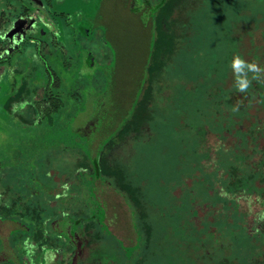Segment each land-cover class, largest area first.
Listing matches in <instances>:
<instances>
[{"label": "rangeland", "instance_id": "374dc122", "mask_svg": "<svg viewBox=\"0 0 264 264\" xmlns=\"http://www.w3.org/2000/svg\"><path fill=\"white\" fill-rule=\"evenodd\" d=\"M177 1L0 0V20L3 25L0 34L4 35L7 31L6 35H14L12 38L17 45L26 42L0 70V177L9 175L7 188H10L12 194L9 204L15 199L20 202L10 213L21 217L26 226L32 227L31 238L26 239L23 233L18 232L21 237L16 239L15 244L19 249H15V252L16 255L21 254V264H39L36 257L40 245L36 235L39 227L44 226L43 222L37 221L39 212L43 210V217L47 213L49 215V212L63 216V213L70 212L69 205L73 202L87 213L85 203L71 198L65 190L66 186L78 183L76 176L69 179L70 165L66 164L69 160L67 155L73 156L66 149L74 147L70 144V136H77L72 133L71 125L76 130L74 125L92 120L94 105L88 99L87 89L94 90V94L97 91L100 95L105 93L106 98L112 95L109 100L116 105L115 111L107 105L108 99H105L95 107L101 118L98 120V132L91 136L90 146L94 153L102 142L101 138L112 134L121 123L118 116L112 120L111 111L117 114L124 112L123 105H131L133 96L138 99L142 95L149 77L148 69L154 55L158 54L159 45L167 41V33L180 34V37L174 38L180 49L174 61L163 67L160 86L154 94L157 107L165 115L168 129L166 124L152 125L150 122L141 125L137 133L122 134L121 128L103 145L99 153L100 159L113 160L123 166L131 180L138 183L142 171L139 167H158L165 171L169 169L170 155L174 152L173 155L178 157L179 152L183 153L182 143L179 142L183 140V132L178 123L182 127L181 121L194 122L199 117L196 111L199 100L195 99V95H198L200 82L205 81V75H215L216 71L219 74L226 73L231 69L226 60L241 54L247 57L253 39L258 43L264 41V0H185L183 7L179 8L175 6ZM238 5L241 20L234 17L233 10ZM174 19L175 25L172 26ZM29 21L30 24L27 23ZM23 23L28 24L26 28L25 25L22 27ZM5 44L6 40L0 38V45ZM87 56H92L96 61V70L92 73L83 62ZM46 68L54 72L56 80L60 82L57 88L51 83L50 91L47 89L50 75ZM48 91V94L51 92L59 95L64 107L58 111V117L50 126L54 128L49 135L52 141L48 142V149L35 156L36 146L38 150L40 148V135L49 125L39 127L36 122L39 121V115L32 114L31 107L45 99ZM185 110H190L189 118ZM177 111L181 112V116H177L179 120L174 117ZM44 124L47 122L44 121ZM56 130L67 136L61 137L60 133L56 134ZM54 137L57 139L53 140ZM138 137L141 138L140 147L147 156L134 160L133 144ZM66 151L67 155L50 157ZM76 154L78 159L75 156L74 161H78L73 167L85 160L81 152L76 150ZM61 156L65 159H61ZM177 157L174 161L178 160ZM16 165L19 170L13 169L12 166ZM27 170H33L29 176L30 192H27L23 181L26 179L23 173ZM141 182L145 187L152 188L147 180ZM42 184L56 186L57 189L52 190L56 194L51 197L45 195ZM85 185L82 184L83 187ZM0 192L4 193L1 187ZM105 194L102 193L100 197L103 198ZM108 196L112 204L108 202L110 207L106 210V220L111 231L101 235L89 226L84 232V241L90 249L89 254L87 251L84 253L86 264H91L97 256L101 264H128L125 261L127 251L117 240H122L126 246L136 241L130 214L122 200L116 195ZM149 200L153 201L152 198ZM156 203L158 206L155 205L153 211L159 215L151 218L154 225V240L151 244L153 252L146 253V262L229 264L230 254L226 255V249L232 244L231 240L223 246L222 237L216 235L211 238L214 244H200L209 239L208 233L202 231L199 225L191 226L184 220L181 212L174 208L179 207V203L169 201V204H163V214H160L159 200ZM100 207H94L93 211H100ZM135 210L139 212L136 206ZM8 226L11 227V224ZM66 228H69V224ZM4 238L0 232V251ZM234 251L243 256L248 253L242 245L236 246ZM28 253L31 254L30 261L26 258ZM0 257V264H14L2 253Z\"/></svg>", "mask_w": 264, "mask_h": 264}, {"label": "trees", "instance_id": "16d2710c", "mask_svg": "<svg viewBox=\"0 0 264 264\" xmlns=\"http://www.w3.org/2000/svg\"><path fill=\"white\" fill-rule=\"evenodd\" d=\"M184 3L185 0H178L175 6L183 7ZM233 12L236 19H242L239 5ZM174 25L175 19L172 20V26ZM262 32L264 36V28ZM175 36L180 37V34L167 33L165 36L167 41L159 45L158 54L154 55L153 63L148 69L149 77L143 87L142 95L138 99L137 97L132 99L130 109L122 117L118 128L112 134L101 138L102 142L94 153L90 146L92 139L72 130L77 136H70L74 147L67 149L73 156L67 155V151L50 156L53 158L64 154L68 156L69 160L66 164L70 165L69 179L76 176L78 183L70 185L67 193L71 198L82 200L87 207V213L77 208L73 202L69 205L70 212L63 213V216L49 212V215L47 213L43 217V210L38 213L37 221L44 223L43 227H39L36 235L40 245L36 257L39 264H44L46 261L52 264H86L84 253L87 251L89 254L90 249L88 243L84 241V232L89 226L101 235L111 231L106 220L105 204L108 195L113 197L116 195L122 200L130 214L131 227L135 231L136 241L133 245L126 246L122 240H117L127 251L125 261L128 264L132 262L150 264L144 259L146 253L153 252L151 244L154 240L152 230L154 225L151 218L159 215L158 212L153 211L154 206H158L156 203L158 200L161 203L160 214L164 213L163 204H169V201L179 203V207L174 208L177 212H181L184 220L191 226L199 225L202 231L208 233L209 239L200 244L207 242L214 244V239L211 238H215L216 235L218 238L222 237V245L229 244L231 240L232 244L228 246L230 252L228 253V248L226 249V255L230 254L229 264H264V41L258 43L253 39L248 56L243 57L242 54L239 56L245 63L255 64L258 69L246 73L250 81L246 91L241 92L237 89L236 74L232 69L226 73L219 74L216 71L215 75H205V81L200 82L199 93L195 95L197 96L195 99L199 100V105L196 107L199 117L194 122L181 121L182 127L178 123L181 133L183 132V140H179L182 143L183 153L179 152L178 157L173 155L174 152L172 156L170 155L168 170L161 171L158 167L151 169L148 168L149 166L139 167L142 169L141 178L135 183L123 166L113 160L107 161L97 157L99 149L121 128L122 134L137 133L141 125L150 122L152 125L166 124L168 129L165 115L157 107L158 102L154 94L160 86L159 78L162 76L163 67L174 61L180 49L179 43L174 42ZM13 52L15 49L9 52V56ZM6 55L0 56V61ZM233 57L229 59L230 61L226 60L229 65ZM206 81H209L208 84ZM51 106L54 110H58L60 100L56 98ZM43 111L49 114L47 106ZM189 113L190 110H185L188 118L191 115ZM175 114L174 117L179 120L177 116H181V112L177 111ZM56 131L60 133V130ZM46 136L50 138L49 134ZM45 137L44 139L47 138ZM140 140L139 137L134 140L135 151L132 155L134 160L147 156L140 147ZM76 150L81 152L85 160L73 167L72 165L78 161H74L75 156L78 159ZM176 157L177 162L174 161ZM61 159L65 158L61 156ZM32 171L27 170L23 173L24 177L26 176L23 181L27 190L31 185L29 176L32 175ZM8 176L2 180L6 187L0 196L5 200L0 202V221L7 220L11 223L12 231L6 241L12 249L9 257L11 256L10 260L14 264H21V254L19 256L15 252V249H19L15 244L16 239L21 237L18 232L23 233L26 239L31 238L32 227L26 226L21 217L10 213L20 202L18 203V199L12 204L8 202L12 197L10 188H7ZM141 179L147 180L152 188L145 187ZM84 183L86 185L83 187ZM43 188L47 196L56 194V191L52 192L56 186L42 184ZM102 193H106L103 198L100 197ZM151 198L152 202L149 200ZM175 199L179 202L174 201ZM100 205V211H93L94 207ZM135 206L139 212L135 210ZM59 220L69 224V228L64 230ZM238 245L246 247L247 255H237L234 249ZM48 251L52 257L50 261L45 259ZM30 255L28 253L26 257L28 261L31 259ZM93 260L91 264H101L98 256Z\"/></svg>", "mask_w": 264, "mask_h": 264}, {"label": "flooded vegetation", "instance_id": "af4514ba", "mask_svg": "<svg viewBox=\"0 0 264 264\" xmlns=\"http://www.w3.org/2000/svg\"><path fill=\"white\" fill-rule=\"evenodd\" d=\"M2 22H1V20H0V33H2V28H3V25L1 24ZM4 23V22H3ZM28 24H30L31 22L29 21V22H27ZM27 24V25H28ZM34 23H32V25H33ZM24 23H23V25H22V27H24ZM27 25H25V28L27 27ZM23 29V28H22ZM6 33H7V31L4 33V35L3 34H0V38H2V39H4V40H6V44L4 45V46H1L0 45V56H2L3 57V55L5 54H7L6 55V57L3 59V60H1L0 61V70L3 68V66L5 65V63L6 62H8L9 61V59L11 58V56H13L14 54H16V53H18L19 52V50H20V48H21V45L23 44V43H26V42H22V43H19L18 45H17V43L15 42V40L13 39L14 38V35H11V36H9L10 34H8V35H6ZM13 37V38H12ZM30 39H35V38H32V37H29ZM29 41H32V40H29ZM35 42V41H34ZM34 42H32V43H34ZM12 49H15V52H13L10 56H9V52L12 50ZM8 56V57H7ZM89 56V55H88ZM86 57V59H84V64H86L88 67H90V73H92V72H94L95 70H96V61H95V59L94 58H92L91 60H89V57ZM33 68V67H32ZM47 69V72H48V74L50 75L49 76V78H48V81H50L49 82V86L47 87V89L49 88V91H50V86H51V83H53L54 85H52L53 87H58L59 85H60V82H58V80H56V78H55V74H54V72H52L49 68H46ZM54 76V77H53ZM55 79V80H54ZM49 91L47 92V97L45 98V99H42V101H39V103L34 107H31V112H32V114H38L39 116H38V119H39V121H36L37 123H38V126L39 127H42V126H44V125H49V127H47L43 132H42V134L40 135V138H39V144H38V148H39V150L37 149V146H36V150H37V153H35L36 155L35 156H37L38 154H39V152H43V151H46L47 149H48V142L49 141H52V139H51V137L49 138L48 136H46L47 134H51V132H52V130H53V128L52 127H50L51 125H53L54 124V120H55V118H57L58 117V111L61 109V108H63L64 107V102H63V100L61 101V99H60V96L58 95V96H56L54 93H51L50 92V94H48L49 93ZM87 91H88V99H89V101H91V104L92 105H94V110H93V114L91 115V118H92V120H86V121H82V122H79L77 125H74V127H75V131H77V133L79 134V135H86V136H88V137H90L91 138V136H92V134L93 133H95V132H98V126H99V124H100V122H98V120L101 118V115L95 110V107H97V106H99L105 99H108V102H106L107 103V105L111 108V107H113L112 109H114L115 110V106L116 105H113V103H111V100H109V98H111V96H109V98H106L105 96H104V94L103 95H100L99 94V92L97 91V93H95L94 94V90H89V89H87ZM82 92H84V91H82ZM90 93V94H89ZM75 95V94H74ZM85 97H86V95H85ZM59 99L60 100V108L58 109V110H54L53 109V106H51V103H53V102H55V99ZM133 98H134V96H133ZM47 103V104H45V103ZM49 104V105H48ZM48 107V109H49V114L47 115L43 110L45 109V107L46 106ZM45 106V107H44ZM93 107V106H92ZM122 107V106H121ZM123 107H125L124 108V112H120V114H117V113H115V112H112L111 111V114L112 115H110V117H113V119L112 120H114V119H116V117L118 116L119 117V120H121L122 119V117H124V115L127 113V111L130 109V104H128V105H123ZM97 110L99 109V108H96ZM116 111V110H115ZM119 111H120V107H119ZM115 113V114H114ZM76 115H77V113L74 115V116H72V120L76 117ZM71 120V121H72ZM27 121H29V119L27 120ZM33 122H35V120H32ZM44 121H46L47 122V124H44ZM75 123V122H74ZM79 125V126H78ZM97 125V126H96ZM71 128H72V130H73V126L71 125ZM81 133V134H80ZM56 134H58L57 133V131H56ZM60 135H61V137H63V136H67V135H63V134H61L60 133ZM47 138H46V137ZM57 136V135H56ZM44 137L46 138V139H44ZM61 137H59V138H61ZM69 138V137H68ZM57 138H55L54 137V139L53 140H56ZM63 139H66V138H63ZM66 144H68V143H66ZM70 144H72V141H71V143ZM55 145V144H54ZM52 147V146H51ZM103 147V146H102ZM68 148V147H67ZM66 148V149H67ZM102 149V148H101ZM101 149H99V152H98V159H100L99 158V153H100V151H101ZM12 167H14L13 169H16V170H19L18 168V166L16 165V166H12ZM11 167V168H12ZM20 173V172H19ZM21 173H23V172H21ZM20 173V174H21ZM2 178V179H1ZM0 179H1V184L0 185H2L1 186V188H2V190H3V192H4V188L6 187L5 185H4V181H2L3 179H5V177H0ZM4 186V187H3ZM68 189H69V185L68 186H66V188H65V190L66 191H68ZM63 191V190H62ZM2 192V191H1ZM1 192H0V196L2 195L1 194ZM108 198H109V196H107ZM108 198H106V208H108V207H110V204H108ZM2 197H1V200H0V202H2ZM109 203H111V201L109 202ZM112 204V203H111ZM60 222V226L61 227H63V229L64 230H67V228H66V226H67V224L65 223V221L63 222L62 220H59ZM0 232L5 236V238L3 239V245H2V247H1V251H0V253H2V255H5V257H8V259H11L10 257H9V253L12 251V249L8 246V244H7V237L9 236V233H10V231H12L11 229V227H9L8 225H9V221H7V220H3V221H0ZM3 224L5 225V226H3ZM8 224V225H7ZM11 224V223H10ZM59 226V225H58ZM10 228V229H9ZM3 229V230H2ZM59 249H57V251H58ZM50 253H49V251H48V254L45 256V259L46 260H49L50 258ZM2 257H0V259H1ZM49 258V259H48ZM50 261V260H49ZM47 262V261H46ZM44 262V264H52V263H50V262Z\"/></svg>", "mask_w": 264, "mask_h": 264}, {"label": "clouds", "instance_id": "9594fccd", "mask_svg": "<svg viewBox=\"0 0 264 264\" xmlns=\"http://www.w3.org/2000/svg\"><path fill=\"white\" fill-rule=\"evenodd\" d=\"M231 69L236 74V87L239 91L244 92L248 89L250 81L246 73L248 71H258L255 64L245 63L239 56L233 57L231 61Z\"/></svg>", "mask_w": 264, "mask_h": 264}, {"label": "water", "instance_id": "95a60500", "mask_svg": "<svg viewBox=\"0 0 264 264\" xmlns=\"http://www.w3.org/2000/svg\"><path fill=\"white\" fill-rule=\"evenodd\" d=\"M92 59V56L89 58V60H91Z\"/></svg>", "mask_w": 264, "mask_h": 264}]
</instances>
